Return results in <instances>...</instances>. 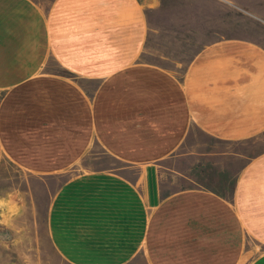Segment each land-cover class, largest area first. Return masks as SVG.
Instances as JSON below:
<instances>
[{"label": "crops", "instance_id": "0c3cea01", "mask_svg": "<svg viewBox=\"0 0 264 264\" xmlns=\"http://www.w3.org/2000/svg\"><path fill=\"white\" fill-rule=\"evenodd\" d=\"M162 1L0 0V163L44 198L28 258L264 264V39L215 32L176 74L146 58Z\"/></svg>", "mask_w": 264, "mask_h": 264}, {"label": "rangeland", "instance_id": "374dc122", "mask_svg": "<svg viewBox=\"0 0 264 264\" xmlns=\"http://www.w3.org/2000/svg\"><path fill=\"white\" fill-rule=\"evenodd\" d=\"M177 1L179 0H163L162 10L152 11L150 25L156 28V32L153 31L148 36L146 43V58L174 69L176 74L181 72L195 50L215 32L236 31L264 39V0H234L235 7H228L227 13H222L221 9V14L218 9L212 7L208 13L205 9L210 6L204 4L203 8L202 4L198 5L197 0L192 2L190 0L188 8H184L181 3L177 4ZM161 54L163 58L159 57ZM149 82L153 84L154 80L150 79ZM82 83L86 88L87 85L90 86V82ZM45 85L48 86L45 91L59 90L58 83ZM42 87V84H33L32 90H43ZM145 157L149 156L145 154ZM103 163L82 162L72 166L73 168L92 167ZM31 198L35 201L37 210L36 232L42 238L41 212L44 198L41 186L31 180L23 167L6 159L2 160L0 163V264H65L48 246L44 253L45 260L27 257L26 237L29 236L30 240L33 234L29 216V211L33 207ZM263 249L264 245H258L254 250Z\"/></svg>", "mask_w": 264, "mask_h": 264}]
</instances>
